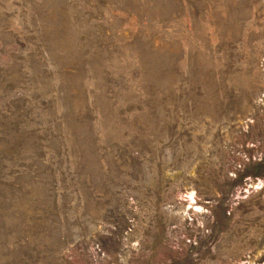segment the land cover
Here are the masks:
<instances>
[{
	"label": "rangeland",
	"instance_id": "374dc122",
	"mask_svg": "<svg viewBox=\"0 0 264 264\" xmlns=\"http://www.w3.org/2000/svg\"><path fill=\"white\" fill-rule=\"evenodd\" d=\"M257 184L264 0H0V264H264Z\"/></svg>",
	"mask_w": 264,
	"mask_h": 264
},
{
	"label": "clouds",
	"instance_id": "9594fccd",
	"mask_svg": "<svg viewBox=\"0 0 264 264\" xmlns=\"http://www.w3.org/2000/svg\"><path fill=\"white\" fill-rule=\"evenodd\" d=\"M264 187V184H257V188ZM177 199L181 202H186V206L173 212V215L181 217V223L184 219H187L189 224L192 223L193 219L198 216L211 215L208 209L204 208L197 202V192L193 188L190 191L178 192ZM171 210L172 206H168ZM196 224L199 228H205V221L202 219H197ZM178 227L177 225H172V228ZM192 241H189L191 243ZM138 243V242H136ZM136 246L135 244L133 245Z\"/></svg>",
	"mask_w": 264,
	"mask_h": 264
}]
</instances>
